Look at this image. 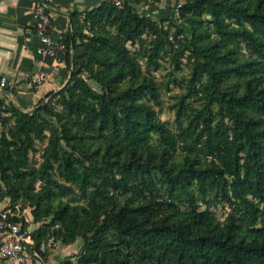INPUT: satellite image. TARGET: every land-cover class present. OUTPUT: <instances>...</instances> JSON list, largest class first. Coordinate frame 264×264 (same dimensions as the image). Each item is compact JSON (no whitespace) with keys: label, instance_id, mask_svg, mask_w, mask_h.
<instances>
[{"label":"trees","instance_id":"1","mask_svg":"<svg viewBox=\"0 0 264 264\" xmlns=\"http://www.w3.org/2000/svg\"><path fill=\"white\" fill-rule=\"evenodd\" d=\"M166 10L156 20L130 0H102L72 12L63 41L84 51L63 56L66 83L29 110L0 101V200L11 220L38 224L36 244L82 240L75 260L54 264H264V0ZM161 54L189 72L175 130L140 62L158 70Z\"/></svg>","mask_w":264,"mask_h":264},{"label":"crops","instance_id":"2","mask_svg":"<svg viewBox=\"0 0 264 264\" xmlns=\"http://www.w3.org/2000/svg\"><path fill=\"white\" fill-rule=\"evenodd\" d=\"M102 0H47L52 21L51 35L55 42L63 41L72 31V12L83 13L97 6ZM179 0H161L158 4L149 2L130 3L143 14L154 19L167 16V6ZM34 0H0V77L16 82L12 90L0 88V101L4 106L10 103L23 110H29L47 94L61 88L67 81L69 71L64 58L41 57L38 54L39 38L35 26ZM64 42V41H63ZM71 55L81 54L84 48H67ZM66 51L62 54H65ZM61 54V52H60ZM41 71H47L48 78L38 90L27 84V78ZM2 128L0 125V132ZM9 205L7 199L0 200V209ZM27 220L30 221V219ZM38 224L30 223L34 230ZM3 234L0 233V242ZM46 259L60 261L56 251L46 253ZM0 264H12L0 257Z\"/></svg>","mask_w":264,"mask_h":264},{"label":"built area","instance_id":"3","mask_svg":"<svg viewBox=\"0 0 264 264\" xmlns=\"http://www.w3.org/2000/svg\"><path fill=\"white\" fill-rule=\"evenodd\" d=\"M117 6H120L123 0H108ZM147 2V0H140ZM177 4L175 8L178 14ZM35 26L34 30L39 38L40 44L37 49L38 55L41 57H52L55 60L63 57L66 46L63 41L55 42L52 38V21L49 12L47 0H34ZM61 52V54H60ZM48 78L47 71L34 73L27 78V84L36 90L45 83ZM16 82H9L6 77H0V88L12 90ZM12 209H0V233L3 238L0 242V257L10 261L12 264H54L55 261L49 262L44 253L50 250L58 251L60 241L54 235L49 234L36 244L33 232L30 228H22L21 223L11 220ZM58 227V225H56ZM65 256L62 255L61 259Z\"/></svg>","mask_w":264,"mask_h":264},{"label":"rangeland","instance_id":"4","mask_svg":"<svg viewBox=\"0 0 264 264\" xmlns=\"http://www.w3.org/2000/svg\"><path fill=\"white\" fill-rule=\"evenodd\" d=\"M129 47L131 51L136 52L137 46L129 45ZM161 55L162 56L159 58L160 68L158 70H153L152 65L147 64L146 57H141L140 62L142 64L143 71L145 73L153 75L160 84L162 104L159 107L155 106V108L159 112V117L162 120L168 121L170 123V127L175 130V113L174 109H172V105L175 103L178 96L186 91V83L188 80L189 72L188 67L184 65L185 59H182L183 64L181 63V69L177 70L174 67V63L172 61L173 57L171 54ZM193 100L194 99H187V102H191ZM44 145L45 142H38L37 147L39 151L34 155H30V164L32 166H37L39 161L41 160L40 152ZM21 205L23 204L20 201V203H18L16 206L20 209ZM211 208L214 210L216 216L219 219H222L224 217L223 211H225V208H223L220 204ZM29 211L30 208L27 206H24V208L20 210L21 213L23 212L26 217L30 218ZM81 245L82 240L80 238L70 244L60 243V248L58 249L56 255L59 259H61L63 255L65 257H69L75 260L80 252Z\"/></svg>","mask_w":264,"mask_h":264}]
</instances>
